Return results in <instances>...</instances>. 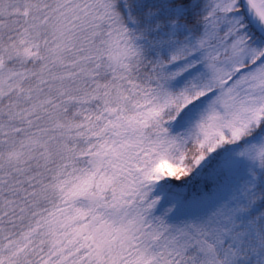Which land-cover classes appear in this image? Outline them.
<instances>
[{"label":"snow or ice","instance_id":"snow-or-ice-1","mask_svg":"<svg viewBox=\"0 0 264 264\" xmlns=\"http://www.w3.org/2000/svg\"><path fill=\"white\" fill-rule=\"evenodd\" d=\"M0 264H264V0H0Z\"/></svg>","mask_w":264,"mask_h":264}]
</instances>
